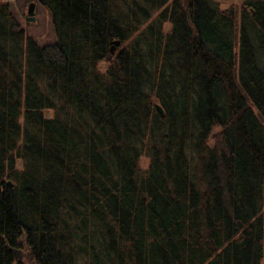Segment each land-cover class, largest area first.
I'll list each match as a JSON object with an SVG mask.
<instances>
[{
    "label": "trees",
    "instance_id": "16d2710c",
    "mask_svg": "<svg viewBox=\"0 0 264 264\" xmlns=\"http://www.w3.org/2000/svg\"><path fill=\"white\" fill-rule=\"evenodd\" d=\"M39 1L54 43L0 0V264H264V0Z\"/></svg>",
    "mask_w": 264,
    "mask_h": 264
},
{
    "label": "rangeland",
    "instance_id": "374dc122",
    "mask_svg": "<svg viewBox=\"0 0 264 264\" xmlns=\"http://www.w3.org/2000/svg\"><path fill=\"white\" fill-rule=\"evenodd\" d=\"M11 3L19 28H24L27 34L33 37L39 44H50L57 41L53 26L50 9L40 3L39 0H6ZM35 1L36 19L31 21L28 17V8L30 2ZM237 1V0H236ZM146 159H143L145 163Z\"/></svg>",
    "mask_w": 264,
    "mask_h": 264
},
{
    "label": "water",
    "instance_id": "95a60500",
    "mask_svg": "<svg viewBox=\"0 0 264 264\" xmlns=\"http://www.w3.org/2000/svg\"><path fill=\"white\" fill-rule=\"evenodd\" d=\"M35 7H36V2L35 1L30 2L29 8H28V17L31 21H34L36 19V16L34 15ZM121 43H122V41L120 38H116V39L111 41L110 51H111L112 55L116 54L118 48L121 46ZM156 107L161 112V114H165L163 107L161 106L160 103H157ZM12 251L15 255L16 260H22L23 259L25 254L22 252L21 249L13 248Z\"/></svg>",
    "mask_w": 264,
    "mask_h": 264
}]
</instances>
